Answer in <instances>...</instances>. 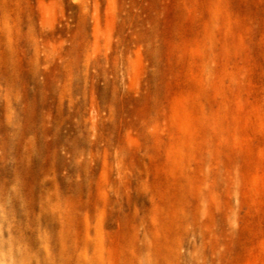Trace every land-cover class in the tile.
<instances>
[{
  "label": "rangeland",
  "instance_id": "rangeland-1",
  "mask_svg": "<svg viewBox=\"0 0 264 264\" xmlns=\"http://www.w3.org/2000/svg\"><path fill=\"white\" fill-rule=\"evenodd\" d=\"M0 264H264V0H0Z\"/></svg>",
  "mask_w": 264,
  "mask_h": 264
}]
</instances>
